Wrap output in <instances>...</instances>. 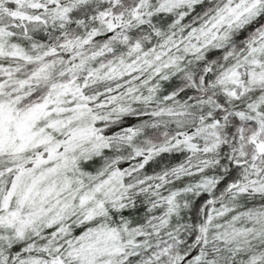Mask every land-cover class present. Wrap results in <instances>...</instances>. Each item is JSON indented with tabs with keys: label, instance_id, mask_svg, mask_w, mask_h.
<instances>
[{
	"label": "snow or ice",
	"instance_id": "snow-or-ice-1",
	"mask_svg": "<svg viewBox=\"0 0 264 264\" xmlns=\"http://www.w3.org/2000/svg\"><path fill=\"white\" fill-rule=\"evenodd\" d=\"M0 264H264V0H0Z\"/></svg>",
	"mask_w": 264,
	"mask_h": 264
}]
</instances>
